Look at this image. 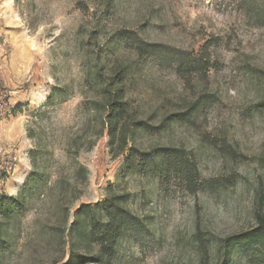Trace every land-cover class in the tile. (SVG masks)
Returning a JSON list of instances; mask_svg holds the SVG:
<instances>
[{"label": "rangeland", "instance_id": "obj_1", "mask_svg": "<svg viewBox=\"0 0 264 264\" xmlns=\"http://www.w3.org/2000/svg\"><path fill=\"white\" fill-rule=\"evenodd\" d=\"M0 101V264H264V0H0Z\"/></svg>", "mask_w": 264, "mask_h": 264}, {"label": "trees", "instance_id": "obj_2", "mask_svg": "<svg viewBox=\"0 0 264 264\" xmlns=\"http://www.w3.org/2000/svg\"><path fill=\"white\" fill-rule=\"evenodd\" d=\"M141 48L142 49H144V50H147V49H145V48H147V46H141ZM140 48V50H142ZM199 64V63H198ZM200 64H201V62H200ZM111 135L113 136L114 135V131H111ZM13 200V198L12 197H10L9 199H8V202H11ZM5 204L4 205H2L1 204V206H0V214H2V215H6L9 211H8V206L7 205H9V203H7L6 201L4 202ZM110 211L113 213V214H115V215H117L118 213H121V211H122V209H121V207L118 205V203H116V202H113L112 203V205H111V207H110ZM1 227H2V224H1V222H0V242L2 241V236H1ZM258 229H253V230H251V231H249V232H245V233H242V234H240V235H238V237H237V243L238 244H243V243H245L248 239H249V237L251 236V235H254V234H258Z\"/></svg>", "mask_w": 264, "mask_h": 264}, {"label": "built area", "instance_id": "obj_3", "mask_svg": "<svg viewBox=\"0 0 264 264\" xmlns=\"http://www.w3.org/2000/svg\"><path fill=\"white\" fill-rule=\"evenodd\" d=\"M0 107H2V102L0 101Z\"/></svg>", "mask_w": 264, "mask_h": 264}]
</instances>
